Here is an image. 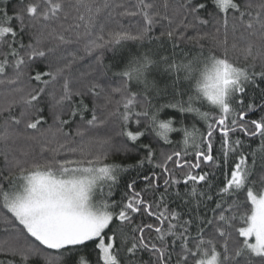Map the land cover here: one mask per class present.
Masks as SVG:
<instances>
[{
	"label": "snow or ice",
	"instance_id": "snow-or-ice-1",
	"mask_svg": "<svg viewBox=\"0 0 264 264\" xmlns=\"http://www.w3.org/2000/svg\"><path fill=\"white\" fill-rule=\"evenodd\" d=\"M0 264H264V0H0Z\"/></svg>",
	"mask_w": 264,
	"mask_h": 264
},
{
	"label": "trees",
	"instance_id": "trees-1",
	"mask_svg": "<svg viewBox=\"0 0 264 264\" xmlns=\"http://www.w3.org/2000/svg\"><path fill=\"white\" fill-rule=\"evenodd\" d=\"M2 234H3V225L0 224V235H2Z\"/></svg>",
	"mask_w": 264,
	"mask_h": 264
}]
</instances>
